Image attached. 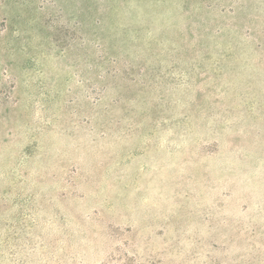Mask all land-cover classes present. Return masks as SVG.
I'll use <instances>...</instances> for the list:
<instances>
[{"label":"rangeland","instance_id":"obj_1","mask_svg":"<svg viewBox=\"0 0 264 264\" xmlns=\"http://www.w3.org/2000/svg\"><path fill=\"white\" fill-rule=\"evenodd\" d=\"M0 264H264V0H0Z\"/></svg>","mask_w":264,"mask_h":264}]
</instances>
